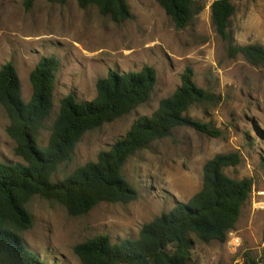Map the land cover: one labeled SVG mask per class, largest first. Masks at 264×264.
I'll list each match as a JSON object with an SVG mask.
<instances>
[{
	"label": "rangeland",
	"instance_id": "rangeland-1",
	"mask_svg": "<svg viewBox=\"0 0 264 264\" xmlns=\"http://www.w3.org/2000/svg\"><path fill=\"white\" fill-rule=\"evenodd\" d=\"M133 18L115 23L96 7L80 8L77 0L65 4L37 0L26 11L22 0H0V69L15 66L22 96L29 101L30 75L46 57L60 66L53 90V111L41 131L39 147L48 143L61 100L74 94L79 102L97 95L98 79L110 71H157V84L149 102L130 114L87 132L72 161L62 164L52 182H59L78 167L96 161L122 139L135 121L150 117L161 100L181 86L187 68L195 82L215 101L194 105L188 115L220 132L212 137L191 127H179L172 137L150 144L124 166L126 179L138 190L128 204L101 203L87 215L70 216L61 204L40 196L28 209L33 226L23 233L26 246L47 264H81L75 247L97 235L113 243L137 239L143 226L178 202H188L203 186L204 165L218 154L237 152L241 163L227 168L234 178H250L253 188L235 229L226 242L203 243L194 237L189 264L261 263L264 251V66L244 57L231 58L218 35L211 14L216 0H196L202 7L195 20L178 30L156 0H127ZM229 30L236 45L264 46V0H235ZM9 118L0 105V161L22 163L16 143L8 135ZM250 259L251 261H248Z\"/></svg>",
	"mask_w": 264,
	"mask_h": 264
},
{
	"label": "trees",
	"instance_id": "trees-1",
	"mask_svg": "<svg viewBox=\"0 0 264 264\" xmlns=\"http://www.w3.org/2000/svg\"><path fill=\"white\" fill-rule=\"evenodd\" d=\"M30 11L37 0H22ZM65 4L68 0H47ZM178 30L187 28L201 12L196 0H156ZM235 0H216L211 6L212 22L226 42L231 58L238 56L255 67L264 66V46L236 45L229 27L236 12ZM82 9L96 7L115 23L133 18L127 0H77ZM56 57L43 58L30 75L33 93L29 101L22 96L15 66L0 69V105L8 118V135L16 143L15 154L24 164L0 161V264H47L28 249L23 233L33 226L28 204L35 196L64 206L70 216L87 215L101 203L128 204L138 198V190L124 176L128 160L155 141L172 137L179 127H191L212 137L220 132L188 115L194 105L215 101V96L199 87L195 73L187 68L181 86L161 100L150 117L133 123L126 135L96 161L78 167L59 182L51 179L62 164L72 161L82 137L106 123L126 116L150 101L157 84V71L144 66L139 72L110 71L98 79L97 95L79 102L69 94L60 102L44 149L39 147L41 131L53 111V90L59 70ZM237 152L218 154L204 165L202 189L188 202H178L143 226L137 239L113 243L107 235H97L78 244L74 252L81 264H189L194 237L209 244L226 242L250 198L253 181L234 178L226 169L237 167ZM248 261H251L248 259ZM264 264V251L262 262Z\"/></svg>",
	"mask_w": 264,
	"mask_h": 264
}]
</instances>
